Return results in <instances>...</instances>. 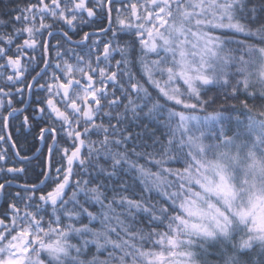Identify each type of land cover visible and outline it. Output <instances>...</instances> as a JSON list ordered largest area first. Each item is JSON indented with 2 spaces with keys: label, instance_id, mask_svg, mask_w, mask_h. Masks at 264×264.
<instances>
[{
  "label": "snow or ice",
  "instance_id": "snow-or-ice-1",
  "mask_svg": "<svg viewBox=\"0 0 264 264\" xmlns=\"http://www.w3.org/2000/svg\"><path fill=\"white\" fill-rule=\"evenodd\" d=\"M11 3L0 264H264V0Z\"/></svg>",
  "mask_w": 264,
  "mask_h": 264
},
{
  "label": "trees",
  "instance_id": "trees-1",
  "mask_svg": "<svg viewBox=\"0 0 264 264\" xmlns=\"http://www.w3.org/2000/svg\"><path fill=\"white\" fill-rule=\"evenodd\" d=\"M8 0H0V11H3V4L7 3ZM20 2V0H12V3L9 4V8L13 7L15 5V3ZM24 2H26V0H24ZM113 16L115 17V13H113ZM5 19H7V17H3ZM105 26H106V21H105ZM84 31H93L92 28H89L87 26H84ZM0 31H10V28H4L3 26H0ZM59 38V37H57ZM74 39L79 40L80 36H75ZM93 39H106V37L103 36V34H98V35H94ZM22 42V41H17ZM52 43L55 44V40H52ZM88 43H91V41H89ZM65 47H67V45H65ZM101 50H102V46H101ZM16 49H15V45L12 46V53H15ZM84 51H87V49L85 48ZM53 55H55V50L53 51ZM6 62V61H5ZM0 83H2V81H0ZM150 87V86H149ZM155 91V90H153ZM214 93H209V95H213ZM25 95L27 96V92L25 93ZM17 99H19V97H17ZM222 97L219 98L220 101H222ZM36 100V97L33 95L29 98V104H33ZM4 104L5 106H7V100H4ZM19 106V105H18ZM25 105H23L24 107ZM3 110L0 109V112H2ZM31 111V108H29V112ZM23 117L20 116L19 120H13L12 124L13 127L9 130V132H0V134L2 135H9L11 134L17 144L19 145V148L23 151V153L27 154L28 156L32 157L33 155H35V148L36 147H40L41 148V152L46 153V148L43 145H40L38 142L33 140V137L31 134L24 132V133H17L16 131V125H18L20 123V121H22ZM152 127H157L156 124H153ZM161 131H163L161 129ZM160 133H158L159 135ZM4 147H8L9 149L11 148V144L9 143L8 145H3L2 143H0V149L4 148ZM40 156V153L36 156L38 157ZM36 157L34 159L31 160L30 164H27V167L29 168V177H34L35 173H38L40 171V167H39V162L36 159ZM0 179H2V177H0ZM15 190V186L13 185V187L10 189V191H14ZM69 195H71V189H69ZM9 202L8 198H7V194L6 193H1V203H0V212L4 211L7 207V203Z\"/></svg>",
  "mask_w": 264,
  "mask_h": 264
},
{
  "label": "water",
  "instance_id": "water-1",
  "mask_svg": "<svg viewBox=\"0 0 264 264\" xmlns=\"http://www.w3.org/2000/svg\"><path fill=\"white\" fill-rule=\"evenodd\" d=\"M38 154H39V153H36V154L32 157V159H34ZM0 201H1V192H0Z\"/></svg>",
  "mask_w": 264,
  "mask_h": 264
},
{
  "label": "bare ground",
  "instance_id": "bare-ground-1",
  "mask_svg": "<svg viewBox=\"0 0 264 264\" xmlns=\"http://www.w3.org/2000/svg\"><path fill=\"white\" fill-rule=\"evenodd\" d=\"M28 103H29V101H28ZM24 107H28V105H25Z\"/></svg>",
  "mask_w": 264,
  "mask_h": 264
},
{
  "label": "rangeland",
  "instance_id": "rangeland-1",
  "mask_svg": "<svg viewBox=\"0 0 264 264\" xmlns=\"http://www.w3.org/2000/svg\"><path fill=\"white\" fill-rule=\"evenodd\" d=\"M35 154H36V153H35ZM33 156H34V155H33ZM33 156H32V157H33ZM1 193H2V192H1ZM0 203H1V201H0Z\"/></svg>",
  "mask_w": 264,
  "mask_h": 264
}]
</instances>
